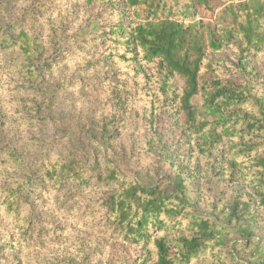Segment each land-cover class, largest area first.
<instances>
[{"label":"rangeland","instance_id":"374dc122","mask_svg":"<svg viewBox=\"0 0 264 264\" xmlns=\"http://www.w3.org/2000/svg\"><path fill=\"white\" fill-rule=\"evenodd\" d=\"M121 1L0 0V11H11L0 23L20 25L16 30L28 31L43 53L26 61L38 69L34 79L25 75L19 53L0 50V264L155 262L152 244L130 245L114 229L104 205L112 183L92 179L88 186L72 180L61 185L45 176L44 160L56 163L67 156V148L86 162L92 160L90 150H97L95 168L103 177L107 166H115L128 179L155 184L172 171L208 168L204 157L189 151L193 141L188 144L182 116L176 115L174 98L183 80L171 81L173 101H166L156 66L139 64L133 47L124 43L133 18ZM236 42L218 53L206 52L201 78L264 93V46L242 60L244 45ZM227 143L212 155L219 156ZM20 160L33 166L30 173H22ZM19 184L24 185L19 197L30 209L12 212L5 190ZM242 186L222 180L213 195L223 202L230 193L248 198L249 189ZM214 196L202 187L193 195L195 207L218 201ZM256 211L255 230L264 241V217ZM187 232L176 228L151 235L173 238Z\"/></svg>","mask_w":264,"mask_h":264},{"label":"trees","instance_id":"16d2710c","mask_svg":"<svg viewBox=\"0 0 264 264\" xmlns=\"http://www.w3.org/2000/svg\"><path fill=\"white\" fill-rule=\"evenodd\" d=\"M121 5L133 18L124 43L133 47L139 64L156 66L158 89L166 101H173L171 81L183 80V89L174 98L176 115L182 116L188 144L193 141L189 151L204 157L208 168L172 171L155 184L128 179L115 166H107L103 177L95 168L97 150H90L92 160L86 162L67 148V156L56 163L44 160L45 176L61 185L72 180L88 186L92 179L112 183L104 205L114 229L130 245L152 244L153 264H264V241L255 230L256 210L264 217V93L219 78L202 79L200 69L206 52L218 53L236 41L239 47L244 45L242 60L245 53L262 50L264 0H122ZM10 13L1 10L0 22ZM19 26L12 20L0 23V50L19 53L25 75L36 79L38 69L27 62L41 57L42 46L28 31L16 30ZM225 141L226 150L214 157ZM19 162L22 173L32 171L33 166ZM222 180L229 187L243 185L249 197L230 193L223 202L213 195ZM23 187L5 190L12 212L30 209L19 197ZM193 187L200 191L203 187L218 201L208 202L204 209L195 207ZM176 228L188 232L173 238L151 235Z\"/></svg>","mask_w":264,"mask_h":264}]
</instances>
